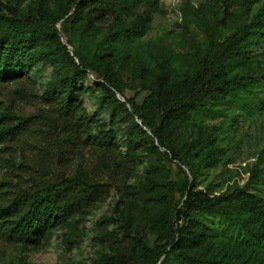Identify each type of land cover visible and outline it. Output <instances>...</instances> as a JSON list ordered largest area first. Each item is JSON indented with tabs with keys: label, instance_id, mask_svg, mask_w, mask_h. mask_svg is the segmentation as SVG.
<instances>
[{
	"label": "trees",
	"instance_id": "obj_1",
	"mask_svg": "<svg viewBox=\"0 0 264 264\" xmlns=\"http://www.w3.org/2000/svg\"><path fill=\"white\" fill-rule=\"evenodd\" d=\"M22 1L0 0V82L21 77L27 67L50 56L58 58L63 70L47 83L42 96L59 107L66 118L62 127L78 134L81 127L92 122L83 117L81 97L85 89L79 82L85 72L98 73L103 90L99 105L127 118V138L141 136L150 151L162 155L167 162L177 163L181 172L182 167L188 169L181 182L169 179L162 161L147 171L138 193L143 215H136V208L129 207L122 219L119 239L112 243L116 250L102 256L98 264H168L171 256L183 264H264L259 255L232 257L224 249H214L209 230L195 219L198 214H217L248 234L264 239V197L247 189L264 178V151L249 169L244 187L213 195L198 189L196 179L201 166L211 168L223 152L206 144L209 148L200 157L205 146L178 148L172 139L177 123L209 104L224 103L254 86L251 54L253 49L264 46V2L249 17L258 0L206 1L204 10L199 9L194 15L206 40L202 47L190 39L193 67L185 74H175L171 59L162 56L157 71L140 70V81L132 89L134 95L128 98L112 71L111 60L121 45L143 31L142 25L128 23L125 18L141 5H148L149 13L159 12L158 0H60L56 12L38 10L34 15L16 19V8ZM236 3L238 7L229 12ZM206 11L210 18L205 17ZM227 18L235 23V28L220 40L217 29ZM104 27L107 32L89 60L70 53L60 40V30L96 34ZM87 143L94 147L95 139L87 135ZM104 144H114V137L105 135ZM195 158L198 160L193 163ZM104 195L100 185L78 177L32 192L22 191L10 204L0 206V232L15 242L33 244L48 218L55 216L64 228L73 229L78 223L73 218L84 215ZM113 221L105 219L99 226ZM151 235L155 240L149 246L146 240ZM108 243L111 244L109 240Z\"/></svg>",
	"mask_w": 264,
	"mask_h": 264
},
{
	"label": "rangeland",
	"instance_id": "obj_2",
	"mask_svg": "<svg viewBox=\"0 0 264 264\" xmlns=\"http://www.w3.org/2000/svg\"><path fill=\"white\" fill-rule=\"evenodd\" d=\"M206 1L158 0L159 12L149 13L148 5H141L125 18L128 23L142 25L143 30L121 45L111 60L112 71L122 82L126 97L134 95L132 89L140 81V70L157 71L162 56L171 59L175 74H185L193 67L190 39L202 47L206 40L194 15L197 10H204ZM263 2L258 0L251 7L249 17ZM58 3L60 0H23L16 8L15 18L34 15L38 10L56 12ZM237 7V3L233 4L229 12ZM205 17L210 18L209 12H205ZM234 28L235 23L227 18L217 29L219 39ZM106 32L105 27L96 34L67 28L60 30V40L70 53L89 60ZM251 59L254 86L224 103L207 105L177 123L172 131L178 148H201L208 144L223 152L211 168L202 165L196 179L198 189L213 195L244 187L249 169L264 151V46L253 49ZM62 70L60 60L50 56L27 67L21 77L0 82V206L10 204L22 191L32 192L76 177L100 185L105 195L88 207L84 215L73 218V222L78 221L73 229L64 228L55 216L48 218L33 244L15 242L0 232V264H98L102 256L116 250L112 243L119 239L122 219L129 207L136 208V215H143L138 193L147 171L160 166L162 161L173 181H183L188 172L185 167L179 171L177 163L167 162L162 155L150 151L141 136L127 138V118L99 105L103 90L98 73L85 72L79 82L85 89L81 97L83 117L92 122L81 127L78 134L64 129L66 118L59 107L42 96L47 83ZM87 135L95 139L94 147L88 145ZM105 135L113 136L114 144L106 147ZM136 141L139 142L135 144ZM209 147H203L200 157ZM197 160L193 159V163ZM247 189L264 197V178ZM110 218L112 223L99 226ZM195 219L209 230L214 249H224L232 257L255 254L264 258L263 238L248 234L217 214H198ZM154 240L151 235L146 242L152 246ZM168 264L183 263L171 256Z\"/></svg>",
	"mask_w": 264,
	"mask_h": 264
},
{
	"label": "water",
	"instance_id": "obj_3",
	"mask_svg": "<svg viewBox=\"0 0 264 264\" xmlns=\"http://www.w3.org/2000/svg\"><path fill=\"white\" fill-rule=\"evenodd\" d=\"M116 96H117V98H118L119 100H121L122 102H124V99H123L119 94H117Z\"/></svg>",
	"mask_w": 264,
	"mask_h": 264
}]
</instances>
